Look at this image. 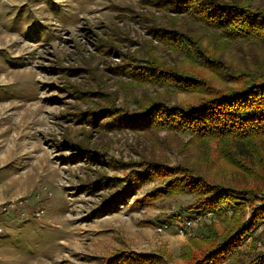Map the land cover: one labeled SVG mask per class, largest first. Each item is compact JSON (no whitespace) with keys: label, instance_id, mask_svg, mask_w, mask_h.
<instances>
[{"label":"rangeland","instance_id":"rangeland-1","mask_svg":"<svg viewBox=\"0 0 264 264\" xmlns=\"http://www.w3.org/2000/svg\"><path fill=\"white\" fill-rule=\"evenodd\" d=\"M173 4L164 0H0L4 151H12L22 173L31 175L30 193L20 197L29 198L34 210L44 208L42 218L47 219L36 221L35 231L27 234L6 226L0 233V264H122L112 261L122 253H156L170 264H182L181 249L190 237L206 233L207 224L221 229L222 219L215 214L190 209L196 201L191 194L143 205V198L169 180L139 184L131 198L123 193L128 183L123 180L130 170L115 167L119 162L153 156L171 166L186 164L196 150L185 152L179 147L190 140V134L115 129L106 124L112 117L102 113L106 108L137 111V100L147 94L171 105L198 103L195 94L167 84L154 85L156 79L141 81L139 76L144 67L149 68L151 54L164 61L168 70L184 67L199 72L168 42L174 40V31L195 28L201 32L202 24L177 15ZM252 4L262 8L264 0H252ZM209 44L211 49L217 47L213 38ZM234 44L220 55L233 66L253 68L252 64L264 60L261 44ZM246 60L250 65H245ZM211 75L206 72L217 83ZM85 149L99 153L108 164L90 160L83 155ZM228 170L222 161L208 166L210 175L223 180ZM104 176L114 179L110 184H94ZM41 190L45 195L41 205L32 206L31 200ZM117 193L121 194L114 199ZM193 217L195 226L186 227ZM259 229L255 244L249 238L242 247L245 253L264 249V228ZM14 239L18 240L7 244Z\"/></svg>","mask_w":264,"mask_h":264},{"label":"trees","instance_id":"trees-1","mask_svg":"<svg viewBox=\"0 0 264 264\" xmlns=\"http://www.w3.org/2000/svg\"><path fill=\"white\" fill-rule=\"evenodd\" d=\"M164 1L174 3L172 9L177 15L202 24L201 32L195 28L174 31V40L168 42L199 72L184 67L168 70L164 61L151 54L149 68L144 67L146 70L139 76L141 81L156 79L154 85L167 84L195 94L198 103L171 105L166 99L147 94L137 100V111L106 108L102 113L112 117L106 124L115 129L190 134L188 142H180L179 150L196 151L190 156L193 160L174 166L153 156L117 162L115 167L130 170L123 180L128 182L123 187L124 196L131 198L139 184L153 179L169 180L163 188L143 198V205L166 196L191 194L196 198L191 210L213 213L222 219L220 230L215 224H207L206 233L189 238L181 249L182 264H264V249H254L251 254L242 250L249 238L255 244L264 221V60L252 64L253 68L240 69L221 58V53L234 47V43L264 47V7L255 8L252 0ZM212 38L217 44L215 49L210 48ZM245 65H250V60ZM206 72L212 73L217 83L207 78ZM84 153L90 160L108 164L99 153L89 149ZM219 161L229 169L225 180L208 172V166H217ZM112 179L104 176L94 184H110ZM120 194H115L114 199ZM112 261L170 264L156 253H122Z\"/></svg>","mask_w":264,"mask_h":264},{"label":"crops","instance_id":"crops-1","mask_svg":"<svg viewBox=\"0 0 264 264\" xmlns=\"http://www.w3.org/2000/svg\"><path fill=\"white\" fill-rule=\"evenodd\" d=\"M1 83L2 80L0 81V85ZM4 129V104L0 103V205L11 199L28 195L30 193V190L27 189V186L29 185V182L31 180L30 173H22L23 170H21L22 168L19 165L20 160L18 159V157L14 158V154L10 150H8L7 152L4 151ZM44 197V190H41L40 195H38V197H35L36 199L31 200L32 206H38V204L41 205ZM47 205L49 206L51 205V203L48 202ZM1 217H3V215L0 214V218ZM5 217V219L7 220V225L9 224V226H12L11 229H16L13 231H17L20 234L34 232V224L36 223V221H40L41 223H45L47 221L46 218H40V220L35 218L30 220H20L17 218V215L15 213L6 215ZM15 240L18 239L10 240L7 244L12 245L13 243L10 242H14ZM4 264H14V262L11 261Z\"/></svg>","mask_w":264,"mask_h":264},{"label":"built area","instance_id":"built-area-1","mask_svg":"<svg viewBox=\"0 0 264 264\" xmlns=\"http://www.w3.org/2000/svg\"><path fill=\"white\" fill-rule=\"evenodd\" d=\"M15 213L17 218L20 220H30V219H40L45 214L44 208H36L35 210L30 207V200L27 197H19L17 199L9 200L0 205V214L3 217L0 218V233L6 231V226L12 228V226L7 225L6 215ZM197 222L196 218H189L186 221V227H193ZM167 227V225H165ZM261 229L264 228V221L260 225ZM159 231L163 230V227L158 228Z\"/></svg>","mask_w":264,"mask_h":264}]
</instances>
